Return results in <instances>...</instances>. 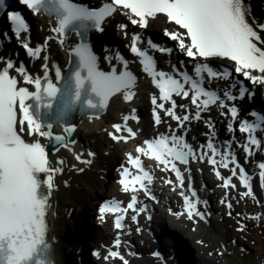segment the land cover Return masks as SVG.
I'll use <instances>...</instances> for the list:
<instances>
[{"label": "snow or ice", "instance_id": "6c2138e0", "mask_svg": "<svg viewBox=\"0 0 264 264\" xmlns=\"http://www.w3.org/2000/svg\"><path fill=\"white\" fill-rule=\"evenodd\" d=\"M32 12L41 11L55 13L58 19V27L53 31L60 35H66L67 30L75 29L78 35H83L81 29L95 28L103 31V23L113 16L117 11L126 16L132 25L140 28L148 27L149 18L155 19L159 14L166 17L167 22L177 26V30L165 29L164 35L173 41H177L179 49L193 61L209 60L210 58H222L234 62L235 73L242 74L246 80L253 84H264V24L254 25L248 18L245 7V0H107L98 9H89L78 5L73 0H21ZM4 0H0V7H3ZM9 19L14 25V32L19 37L26 32L28 25L19 13H10ZM128 25L121 24V30L127 36ZM183 30V31H180ZM187 41V43H186ZM63 44V39L60 40ZM143 43L139 34H133L131 38L130 51L139 57L142 70L152 80L153 85L158 89L159 95H152L151 103L155 125L162 123L160 112L171 117L177 122L178 128H183L186 122L191 119L200 120L203 112L208 111L211 106H218L227 109L221 115H230L232 120L238 117V109L230 106L227 101H235L236 96L225 91L221 96L207 84L217 79H229V71L219 72L213 69L208 63H195L193 72L188 73L175 69L173 73L157 70L156 60L147 49H142ZM150 49L160 53L172 52V49L159 47L151 40L147 41ZM31 57H38L41 49H33L27 43L23 44ZM74 55L78 57L79 69L74 73L76 101L82 98V90L86 84L90 86L92 98L86 99L85 103L91 109H104L107 107L111 97L117 93H124V100L131 101L134 98V91L137 77L127 70V62H124L125 70L117 72L115 68L109 73L100 71L97 67V58L86 43L79 44L74 49ZM45 59H47L45 57ZM0 67V264H54L49 258L50 246L47 240L46 215L49 206V199L54 190V173L62 172V168H54L48 160V153L39 140L27 142L24 138L41 137L52 138V124L44 125L39 113L41 106L51 108L49 102L41 105L40 102L46 96L49 100H55L60 89L48 78V65L44 64V82L39 76L33 77L27 72L23 64L15 65L11 60L2 62ZM15 72L16 75L12 73ZM83 72V74H82ZM258 72L259 75H253ZM22 78V79H21ZM56 78H61L60 70H56ZM34 85V91L28 87L19 86ZM235 85H233L234 87ZM246 90L240 89V98H243ZM184 100L190 98V103L195 107L194 116L186 111L184 115H178L177 107L187 109L186 104L177 105L176 99ZM35 100L37 104L27 101ZM159 100V102H158ZM166 104H170L166 107ZM134 111V110H133ZM255 122L243 120L238 131L246 134V142L239 145L243 148L246 157H251L253 149H261L264 146V114L252 113ZM135 119V117H132ZM128 116L124 117L123 124H114L113 132L108 135L117 143L128 142L135 139L137 133L128 127ZM47 128V130H44ZM229 130L235 131L232 124ZM65 131H74V128H66ZM126 132L128 135H123ZM261 133L258 137L256 133ZM214 138V137H213ZM56 141H63V136H55ZM67 147V145H64ZM207 148L208 153L200 151L199 160L207 157V162L215 167L229 169L230 176L225 178L221 173L215 171V176L222 180L221 187L235 189L236 184L232 183L233 177H239L240 184L246 191L240 193L242 197L253 196L250 177L241 166L235 155L231 152L229 144L226 150L217 148L213 139H209L201 149ZM137 155L127 154L128 163L135 169L133 174L128 167L121 165L119 184L125 193L131 192V200L126 208L116 201L106 203L99 211L101 214L107 212L121 213L115 218V228L122 229L124 225V213L132 210L135 221L139 213L145 212V207L137 208L138 198L136 193L143 191L150 199L155 197L150 192L148 185L152 184L153 177L142 165L141 156L148 157L157 162L161 171L175 173L176 185L172 180L165 183L173 185V191L180 188L179 195L183 198L184 213L174 215H187L192 220L195 217L204 218V214L198 210L197 193L189 183L191 196L185 195L184 176L177 167V162L187 165L190 159L197 158V150L187 143L184 135H177L173 130L170 135L159 134L152 139H146L143 145L136 147ZM89 156L94 153L89 152ZM220 159L217 160L216 157ZM76 160L81 163L90 164L91 160H83L81 154L76 155ZM63 164L64 161H58ZM247 163V160H246ZM259 177L261 186L264 187V161L259 162ZM237 170H239L237 172ZM83 171V169H81ZM43 174V178L42 175ZM225 201H222L224 203ZM229 208L232 204H227ZM171 211V210H170ZM231 213H229L230 215ZM103 219V215L101 216ZM149 219L151 217L149 216ZM120 246L119 238L115 241V247ZM109 258L119 259L122 264H129L119 251L110 250Z\"/></svg>", "mask_w": 264, "mask_h": 264}, {"label": "bare ground", "instance_id": "6f19581e", "mask_svg": "<svg viewBox=\"0 0 264 264\" xmlns=\"http://www.w3.org/2000/svg\"><path fill=\"white\" fill-rule=\"evenodd\" d=\"M245 7L247 9L248 15L251 17V23H253L254 25H258L262 23L264 24V0H245ZM38 21L41 22L40 19H38ZM114 24H115V20L114 19L110 20L108 25H106V27L103 29V32H102L103 34L101 33V35H99V33H96L94 35V40H96V44L101 49L103 48L102 44L104 43H107V44L117 43L119 45H122L123 49L125 50V45H123V42H125L126 39L123 36V31L120 29V25H118L115 28ZM166 26L169 27V25L166 22H164V16L162 15L158 16L152 21V24L150 25L148 32L151 34V36L155 40L154 42L158 40L166 41L163 38L162 33L158 31L160 27L162 28ZM32 30H33L32 32L33 38L40 36L39 35L40 32L37 28H34ZM142 41H143V38H142ZM144 44L145 43H142L140 47L142 49H147L150 52V54L154 56L156 60V65H157V62H158L157 60H159L160 52L155 51L150 48H146ZM173 44L176 45L177 43L173 42ZM168 46L170 47V45ZM100 48H98L99 51L97 50L98 53H100ZM12 50H16L18 55H20L21 53L19 46L13 47L12 45L5 44L3 48H0V56H4L5 53L12 51ZM22 52H23V49H22ZM125 56L130 62H132L131 65L134 68L135 64L138 62L139 57L135 56L130 51V49H126ZM45 57L47 59H45ZM171 57L173 58V56ZM175 57H176L175 64L177 65V67H179L180 63H179V60L177 59V57H179V54H176ZM43 63L48 65L49 73L51 74L53 78L54 76H56L57 69H59L60 72L64 70L66 66V62H65L64 54L62 51H60V48L58 47V45L53 43L51 47L46 50V54L44 55V57L40 61L34 62L31 66L41 68V65ZM55 63H58V65L56 66ZM146 81L144 79L143 80L139 79L137 81L134 88L132 89V91L136 89L137 92L135 93L134 98L131 101L126 102L123 98V95L117 94L113 98H110L107 107L103 109L100 114L92 115L88 117H82L79 120L78 126L76 122L74 121V124L77 126V130H78L77 134H78L79 140L74 144H66L67 147L63 146L62 149L56 152L55 154L48 155V160L52 167L55 166L54 165L55 159L58 158L64 161L63 163L64 166L62 167L63 171L56 172L53 174L54 175L53 183H54V186L57 187V189L55 190V193L52 191V194L49 199V206H48L47 215H46L47 229H48L47 236L53 242V247H52L53 256H54V262L56 264H70V260L72 261L73 257H83V253L79 251V248L88 246L90 242L89 240L92 239L91 238L92 233L94 232L93 227L90 225L88 215L92 214V207H94L95 202L96 201L98 202L99 198H101L100 197L101 193L104 194L103 195L104 197H109L114 194L115 190L113 188L116 187L115 180L117 177L115 179L110 180L109 189H106L105 191L100 190L99 188L104 189L103 188L104 181H102L100 177L102 174L105 175L104 171L101 169L98 172L93 173L91 170L92 167L90 166L91 164L81 163L77 161L74 162L75 160H73V157L77 155L78 150L85 149L86 151L85 150L83 151V154L85 153L83 158H85V160H90L86 155V153H88V150L95 152L94 146L98 149L101 146H103V148L105 146L106 151H110V152L113 151L109 154L110 158L108 160H105L104 156L100 155V157L96 158L94 165L100 162L101 163L105 162V168H106L105 170L107 172L106 174H108L109 169L107 165L111 162V159L113 157H116V154H117V157L120 160H122L124 157H126L124 155L125 151L132 152L133 150L132 146H136L138 143H141V145H143V142L146 139H151L152 137H154V135H152L154 134L153 127L151 125L152 120L149 115L150 104L148 103L147 97L145 96V94H143L145 88L148 87L147 85H149L150 87L149 89H151L153 86L148 80ZM217 82H220V81L217 80ZM29 88L30 90L32 89L30 86ZM257 90H258V94H260V90L258 88ZM216 107L217 106H211L207 112L210 113V115L212 116L218 117V112L216 110ZM126 113H129L130 115L137 114L140 117V121L138 122L132 119H129L127 122L128 127H131L133 131L137 133L136 138L130 139L129 140L130 143H127V144H124V143L115 144L111 140H109V144H107L108 137L102 134L103 131H105L106 129V133H107L109 129H112L111 125L117 121L119 122L120 119L126 115ZM162 117L163 116H161V118ZM164 120H165V123L168 126H170L171 130L176 131L177 135H183L185 133L187 135L185 136L187 143L190 144L195 150H199L198 149L199 140H201V138L203 137H207L206 134L211 131V129H209L207 125L205 126V128H203L202 122H201L202 125L198 123H189L188 127L190 130H192V132H190L189 129L186 128L187 122L185 123L183 128H177L174 126L177 124V122L174 123L173 120H170L168 118L165 119L163 117V121ZM167 125L160 124L159 126H157L156 127L157 131L155 133L163 134L162 128L167 129ZM54 128L56 131H59V132L62 131V128L60 127L59 124H55ZM122 134H127V133L124 132ZM170 134L171 132L169 133V135ZM90 135L92 137L97 138V141H99V143L95 141L94 145H92L93 142L90 141V138L88 137ZM25 137H26L25 139L27 142L33 141L35 139V140H39L41 144H44V142L46 141L45 137H41L39 135L35 136L34 138L28 137V136H25ZM213 141L216 144L218 149H220L221 151L226 150V144L224 142L231 141L230 132L222 129L220 131V135H218V137L216 138H213ZM195 143H197V146H194ZM201 150L205 153L209 152V150L206 147ZM100 151H102V149ZM231 152L237 156L236 159L238 160V162L243 164V166L245 167V170L250 177V182H254V181L259 182V186H256L255 184H253L252 186L253 196L255 197L257 196L255 201L251 200L252 198L251 196L242 197L240 195V191L243 186L240 184L237 177L232 178V183L236 184L237 186L235 189L230 187L229 189L231 190H228V189L221 187L222 180L218 179L215 176L214 174L215 171L218 170L221 173V176L229 177L231 174L230 168L234 167L233 165H230L229 169L222 170V168L215 169L214 166L210 165L207 161L200 163L199 159L198 161H195L196 159H191L188 165L177 163V167L180 168L181 173L184 176V186L188 190L186 195H189V196H191V193L189 190V183H191V181L195 179V176H197L195 175L196 168L198 167V169H202L203 172L200 175L201 180L198 182L200 183V185H197L198 184L197 181L194 180L196 183L192 182L191 187L195 191L196 190L197 191L209 190L210 192V190L212 189V191L210 192L211 194L208 193L207 195L205 194L200 195V200H202L203 198L204 200L205 199L208 200V203L210 204L209 209L212 215L215 217H218L219 219H221L222 213H221V216L216 215L218 214V210H216V208L222 207L223 209L224 205L222 201L226 199V196L228 194H231L234 197V198L231 197L230 203L234 205V208H235L234 210L236 213L239 212L240 210L256 213V211L259 208L264 209V187L261 186L260 178L256 177V175H251L253 173V170L256 169V163H257L256 160L260 159L261 157L260 153L255 152L252 154L251 157L246 158V155H244L243 152L240 151L238 146L234 144V141H232L231 143ZM199 153L197 152V157H199ZM118 154L120 155L118 156ZM147 159L150 162H148ZM216 159L219 160L220 157L217 156ZM246 160H247V163H246ZM195 162H197V164H195ZM142 163L146 165L147 169L148 167H150L151 171L154 172V177H155V179L153 180V183H155L153 185L154 188L156 187V183L158 182L163 184V179L161 180L160 178H169V179L175 178V173L171 171H161L160 168L163 166H158L156 161L151 160L148 157H145ZM81 169H83V171H81ZM238 171L239 170H237V172ZM113 176H116V173L110 171V177L112 178ZM79 185H90L92 190H88V191L85 190L82 194H80ZM170 187H171L170 185L167 186V188H169L168 189L169 192H171ZM83 188L81 191H83ZM166 190H167L166 187L164 186L162 187L161 185H159L158 190L152 189L153 194L155 195H157L158 191H161L160 199H161L162 204L170 205L172 207L173 212L178 213L177 212L178 206L180 204H183L182 197L179 195L177 196L176 193L173 194L171 192L172 194H167L166 198H164L163 195L165 194ZM89 191L91 192L89 193ZM244 191H246L245 188H244ZM88 200L91 201L89 207H88V204H86ZM257 201L259 202V204L255 203ZM74 205H75V210L73 213L69 215V224H68L66 213L68 212L69 207L74 206ZM234 216L235 217L238 216L240 218V215L238 213L235 214ZM171 217L168 216L167 217L168 219H164L166 226L170 228L172 231L175 230L174 232H177L183 238L184 242L190 247V249H192V251L194 252L193 256H194L195 264H200L198 261L207 264L206 259L204 258L206 256L204 255L205 252L208 253V255L211 258V261H213L214 263V260L211 256L212 253L205 243L206 240L210 242L211 236H208V234L205 231L203 234L204 236L202 237L200 236L201 234H199L197 231L198 226L197 228H195L194 230L195 232H194L193 229H191V227L185 226L184 223H181L178 220V218L183 217L187 219L191 224H193L187 218V215L185 216L184 215H179V216L174 215V217H177L175 219ZM66 219H67V222H66ZM91 221L92 223H94L93 218ZM156 221L159 223V220H156ZM214 222H215V219L214 221H212V223ZM212 223L210 227H212L213 229L214 227ZM170 224H172V226L175 227L176 229H173V227ZM109 226L110 225L108 224H105L104 226H100V229L102 230V232L108 233V236L111 233ZM144 228L145 227L141 228L143 232L142 234H139L137 232L134 233L135 238L138 239V243L135 248L136 251H134V253L130 255L131 257L129 255H125V252H124V250L128 249L129 246L127 245L125 246L124 244L120 246L121 248L120 252L123 253V256L125 257V259L128 260L129 264L148 263V260L153 259V258L149 257L148 254H144L143 251L144 250L147 251V248L150 246L157 247L158 245L160 247V252H159L158 257L166 261L167 264H174L172 260H169V256L171 253L177 250V249H174L175 251L171 252L172 246L176 247L173 243V241L175 240H172V238H169V237H163V238H160L157 242L154 241V239H152L151 240L152 242H151L146 235L145 237L143 236ZM195 233L199 234V237L201 238L203 242L200 241V239H198V236ZM79 235H81V238H83V241H80ZM58 237L62 240H65L66 242L68 241V244L62 245L61 242H58L57 240ZM95 238H98V235ZM141 240L143 241L139 243V241ZM67 246L72 247L70 252H66L65 248H68ZM216 253L219 259L220 253L218 252V250L216 251ZM70 254H73V257ZM91 260L95 264H105L100 259L95 262V259L91 257ZM196 260L198 261L196 262ZM119 264H122V262H120Z\"/></svg>", "mask_w": 264, "mask_h": 264}, {"label": "rangeland", "instance_id": "374dc122", "mask_svg": "<svg viewBox=\"0 0 264 264\" xmlns=\"http://www.w3.org/2000/svg\"><path fill=\"white\" fill-rule=\"evenodd\" d=\"M55 65H56V63H55ZM102 134L104 136H107V135H105L106 134V130L103 131ZM88 137L90 138V141H92V142L96 141V142L99 143V141H97V138L92 137L91 135L88 136ZM107 144H109V139L107 140ZM105 152H107L105 150V148H102V151L99 152V155L97 153L96 157L94 159L93 158H91V159L89 158L91 160V164L93 165L95 160H96V158H97V156L100 157V155H103L105 160H108L110 158L109 157L110 155L109 154L105 155ZM84 155H85V153H84ZM84 155H83V157H84ZM86 155H87V153H86ZM75 157H76V155L73 157V160H75L74 162L77 161ZM204 161H207V159H204L203 162ZM77 162H80V161H77ZM199 162L202 163L200 160H199ZM195 164H197V162H195ZM71 167H73V166H71ZM91 170H92L93 173H96V171L93 168H91ZM184 171H186V170H184ZM113 172H114V170H113ZM202 172H203L202 169H198V167H197L196 168V172H195V175H197V176H195L194 180L199 182L201 180L200 179V175H201ZM151 174L154 175V172L151 171ZM172 178H174V177H172ZM160 179L162 180V178H160ZM174 179L163 178L164 182L166 180H172L174 182L173 185H176L178 182L176 181V179L175 180ZM158 183H156V186H157ZM173 185H170V186H173ZM82 188H83V191H81ZM99 189L104 191V189H101V188H99ZM168 189L169 188H167V190ZM179 189L180 188L177 187L176 191H172L171 190V192L173 194L176 193V195L178 196L179 195ZM85 190H88L85 185H79V191H80L79 193L80 194H82ZM243 191H244V188L242 187L240 193H242ZM90 192L91 191H89V193ZM171 192H170V194H172ZM206 192L210 193L208 190H206ZM228 196H229V199L227 198V201L223 203V205H224L223 209H222V207L221 208H216V210H218V214H216V215H218V216L220 215L221 216V213H222V217L223 218L221 217V219H219L218 217L214 216V218H216V219H215V222L212 223V221H214V219L212 220V217L210 216L208 209L206 207H204L206 209V212L208 213V216L210 217V225L208 226V225H202L201 224L202 226H198V230H197L198 233L201 234L200 236H202V237L204 236L203 234H204L205 231L208 234V236H211L210 242L206 240L205 243H206L207 247L210 249V251L212 253L211 256H212V258L214 260V264H264V258H263L264 257V234L260 233L258 230L255 229L257 224H259L261 222H264V209L259 208L256 211V213L255 212L252 213V212H247V211L240 210L239 212H237L240 215V218L238 216L235 217L234 215L237 214V213L234 210L235 209L234 205L231 203L232 204L231 208H229L227 206V204L230 202L231 197L232 198H234V197L231 194H228ZM159 197H160V195H159ZM161 197H163V196H161ZM251 197H252L251 198L252 201H255V198H257V196L256 197L255 196H251ZM90 202H91L90 200H88L86 202V204H88V207L90 205ZM255 203L259 204L258 201L255 202ZM159 204H157L156 207H158ZM229 213H231V214L229 215ZM211 223H212V225L214 227L213 229H212V227H210ZM246 227H248V229H246ZM238 234H242L244 236L247 235L250 238H254V241H255L254 243L257 244V245L252 244V243H251V245H253V247H256V249L253 250L252 248L250 249V247H247L246 245L243 246V244L240 243L238 238H237ZM182 241H183L182 239H180L179 241L178 240L177 241L176 240L173 241L174 245L179 248V253L181 252L182 248H184L183 244L181 243ZM154 248H155L154 246H150V247L147 248V251L144 250L143 253L144 254L148 253V256H149V254L153 252ZM174 249H176V248L173 247L171 252L175 251ZM221 249L226 250V251L221 252L222 253L220 255L221 257H219V259H218V256L216 255L217 254L216 251L218 250V252L220 253ZM244 249L249 250L251 252V254H249V251H245L246 252L245 256L243 258H241L242 255H243L242 253H243ZM174 253H176V251L171 253L170 257ZM185 253H186V251H185ZM177 254H178V252H177ZM228 254H233V255L230 256ZM237 255H238V257H236ZM250 255H251V257H250ZM239 256H241V257H239ZM186 257H187V255H186ZM245 257H247V258H245ZM171 259H172V257H171ZM187 260L190 263V260H189L188 257H187ZM146 264H167V262L164 261L163 259H160L158 257L155 260L154 259H149L148 263H146Z\"/></svg>", "mask_w": 264, "mask_h": 264}, {"label": "water", "instance_id": "95a60500", "mask_svg": "<svg viewBox=\"0 0 264 264\" xmlns=\"http://www.w3.org/2000/svg\"><path fill=\"white\" fill-rule=\"evenodd\" d=\"M66 128H74V131H71V132L63 131L62 134L52 132L53 133L52 138H48L47 137V139H48L47 147H48V151L50 153H55L58 149L63 147L65 144H69V143L72 144V143L76 142V138H77L76 127L70 125V126H68ZM45 130H47V128H45ZM52 130L53 129H51V131ZM57 135L63 136L64 140L63 141H56L55 140V136H57ZM60 160L61 159H58V158L55 159V165H56L55 167L56 168H62L64 166V164L61 165V164L58 163V161H60ZM56 189H57V187L55 186L54 190H53L54 193H55ZM203 214H204V220L207 222V224H210V222L208 220L209 219L208 215L205 212H203ZM157 239L159 240V237H157ZM156 250H158L160 252L159 245L156 247ZM171 257H173L171 260L172 261L174 260L173 261L174 264H186L185 263V259L183 258V256H181L179 253L177 254V252L174 253Z\"/></svg>", "mask_w": 264, "mask_h": 264}, {"label": "trees", "instance_id": "16d2710c", "mask_svg": "<svg viewBox=\"0 0 264 264\" xmlns=\"http://www.w3.org/2000/svg\"><path fill=\"white\" fill-rule=\"evenodd\" d=\"M263 231H264V223L258 225ZM247 244H250L249 242H247ZM251 248H253L254 250L256 249V247H253V245L250 246ZM244 257V256H243ZM251 257V256H250Z\"/></svg>", "mask_w": 264, "mask_h": 264}]
</instances>
